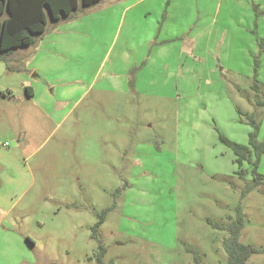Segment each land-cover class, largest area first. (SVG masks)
Returning a JSON list of instances; mask_svg holds the SVG:
<instances>
[{
	"label": "rangeland",
	"instance_id": "374dc122",
	"mask_svg": "<svg viewBox=\"0 0 264 264\" xmlns=\"http://www.w3.org/2000/svg\"><path fill=\"white\" fill-rule=\"evenodd\" d=\"M53 26L0 69V264H97L100 242L106 264H197L188 244L226 264L208 219L239 204L264 247V155L243 198L252 164L220 138L248 145L253 114L264 140V0H101Z\"/></svg>",
	"mask_w": 264,
	"mask_h": 264
},
{
	"label": "trees",
	"instance_id": "16d2710c",
	"mask_svg": "<svg viewBox=\"0 0 264 264\" xmlns=\"http://www.w3.org/2000/svg\"><path fill=\"white\" fill-rule=\"evenodd\" d=\"M99 1L101 0H0V61L6 62L7 69L12 71L13 68L9 64V59L13 52L18 48L33 45L37 37L46 31L50 18L53 20L65 19L82 7L93 5ZM255 10H258L257 5ZM254 87L257 91L259 90L257 82ZM26 90L28 95H31L29 86L26 87ZM258 104L264 105L260 100H258ZM239 112L241 113L240 110ZM247 118L253 127L249 132L248 145L234 142L220 133V138L233 149L236 155V162L239 166L237 174L240 177L245 176V170L242 167L243 162L248 160L252 164L254 181L247 183L243 189V198L248 192L263 183L262 176L257 170L260 157L264 155V140H258L259 123L254 115L248 114ZM112 208L108 207L100 212V218L93 227L94 237H98L99 228ZM208 222L214 228L226 229L229 232V236L223 241L224 249L228 255L226 264H247L253 254L264 252V247L253 243H243L240 240L241 231L246 223L242 204L237 206V217L227 225L214 222L211 219H208ZM26 239L29 243L34 244L30 237ZM187 250L194 254L197 264H201L199 250L189 244ZM106 253L107 247L100 242L99 250L95 254L97 264H106ZM109 264H115L114 260H111Z\"/></svg>",
	"mask_w": 264,
	"mask_h": 264
},
{
	"label": "crops",
	"instance_id": "0c3cea01",
	"mask_svg": "<svg viewBox=\"0 0 264 264\" xmlns=\"http://www.w3.org/2000/svg\"><path fill=\"white\" fill-rule=\"evenodd\" d=\"M100 2V1H99ZM98 3V2H97ZM58 20H53V19H50V23H52L54 26H53V29H55L56 28V22H57ZM60 21V20H59ZM48 25H49V22H48ZM48 25H47V28H48ZM47 30V29H46ZM46 32V31H45ZM150 36H152V33L151 34H149ZM148 34L145 36V40H144V42L146 43H149L150 41H152L153 40V38H147L148 36H149ZM28 47V46H27ZM24 48H26V47H23V48H18V49H16L14 52H13V54H12V56H15L16 54H19V53H23L22 52V50L24 49ZM21 50V51H20ZM11 56V57H12ZM22 56V55H21ZM0 63H2L1 64V66H0V69H1V72L2 73H4V74H6L7 73V71L8 72H14V71H16V70H19L20 68H14L13 67V70L12 71H9L8 69H7V64H6V62H3V61H0ZM11 62H10V60H9V64H10ZM11 65H12V63H11ZM31 78H33V79H38L39 78V76H37L36 74H33L32 76H30ZM29 78V77H28ZM28 78H26L25 79V82H24V85H25V88L27 87V86H29V88H30V93H31V95H28L27 97L28 98H26V99H30V98H34V97H36L37 96V90H35V88L33 87V84L31 83V81L28 79ZM27 91V90H26ZM15 100H18V98L16 97L15 98ZM8 145V144H7ZM6 146V145H5Z\"/></svg>",
	"mask_w": 264,
	"mask_h": 264
},
{
	"label": "built area",
	"instance_id": "2783aa9c",
	"mask_svg": "<svg viewBox=\"0 0 264 264\" xmlns=\"http://www.w3.org/2000/svg\"><path fill=\"white\" fill-rule=\"evenodd\" d=\"M8 143H5L4 145H7Z\"/></svg>",
	"mask_w": 264,
	"mask_h": 264
}]
</instances>
